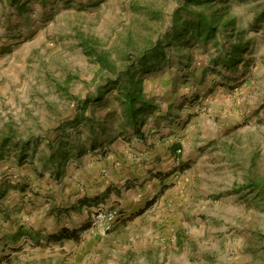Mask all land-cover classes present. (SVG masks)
Returning a JSON list of instances; mask_svg holds the SVG:
<instances>
[{"label": "rangeland", "instance_id": "1", "mask_svg": "<svg viewBox=\"0 0 264 264\" xmlns=\"http://www.w3.org/2000/svg\"><path fill=\"white\" fill-rule=\"evenodd\" d=\"M228 1L204 9L234 30L168 44L188 0H0V264H264V0ZM130 67L151 104L140 135L114 85ZM138 138L184 164L146 195L132 178L110 184L125 202L86 209L133 216L93 236L80 200L109 168L145 161Z\"/></svg>", "mask_w": 264, "mask_h": 264}, {"label": "trees", "instance_id": "2", "mask_svg": "<svg viewBox=\"0 0 264 264\" xmlns=\"http://www.w3.org/2000/svg\"><path fill=\"white\" fill-rule=\"evenodd\" d=\"M217 1H220L224 4H227L228 0H188L186 5V12L192 16L190 20H179L180 11L177 12L173 33L167 36V43H171L172 39L180 40L186 39V42H190L193 38H204L208 39L214 37L219 31V27L227 28L228 30H234L236 23L232 18L228 19V21H223L222 14H219L216 10L212 11L211 14L205 11L204 8H213L217 4ZM195 3L198 5H202L203 9H196L192 6L189 7L188 4ZM229 38V37H228ZM243 41L239 43L232 44L231 48L226 51L225 56V64L228 66H232L237 62L241 61L243 55L245 53V46L242 45ZM162 43L156 44L153 47L149 54L142 56L141 58L145 61L147 58L149 59H157L160 53L163 52ZM100 60L105 64L104 58L105 56L100 54ZM146 65V64H145ZM147 66V65H146ZM128 77V80L125 81V77L122 76V73L119 74V81H114L115 87L121 86L120 92L124 98V105L126 107V111L128 116L131 118L133 126L135 130H137V134L140 135L141 125L137 119L138 114L142 110H146L147 107L151 106L146 99V95L144 92L143 79H136L135 76L131 75V67L128 68L125 72ZM122 82V85L120 83ZM101 96V94H100ZM1 152V151H0ZM65 232V231H64ZM79 232L73 231V233H66L65 235L70 238H77ZM62 238V234H50L47 239L54 240L56 237Z\"/></svg>", "mask_w": 264, "mask_h": 264}, {"label": "crops", "instance_id": "3", "mask_svg": "<svg viewBox=\"0 0 264 264\" xmlns=\"http://www.w3.org/2000/svg\"><path fill=\"white\" fill-rule=\"evenodd\" d=\"M138 140L145 143L143 145V148H142L143 150H141L142 153H140V155L144 156L143 159L145 161H143L142 163H138L135 167L130 166V167L125 168V169H121L120 167H117L115 169L109 168L110 173H111L110 174V181H109V179L106 180L105 178L102 177L101 179H99L101 182L98 181V184H104L105 183L104 186L96 188V190L94 192L95 195H92L90 193H85L83 195L84 197L80 200L82 205H84L82 208V210L84 212V215H82L83 219L88 217L87 209H86L88 203L89 202L91 203V201L96 202V200H100L101 197H103V196H106L105 197L106 201H109L107 199V198H109L111 200H117V201L120 200L123 203L125 202V201H123V198H124V200L127 199L128 198L127 194L129 193L128 190H125V187L122 188L121 194H125V197H122V198H117V195L111 189L110 184H112L116 180H118V182H119L120 180L122 181V180H128L129 178H132L133 180H135L134 182L137 184V186H138V184H142L143 188H141L142 189L141 191L145 194L146 191L148 193V187H152V186L158 187L161 182L166 183V180L175 174L174 170H172V168L175 165H176V167L174 168L175 171H179V168H181V166H183L184 163L181 162V160H183V159H180L178 151L176 148L171 149V150H167L165 155L161 156V157H163V160H165V161L161 162L158 154L152 153L153 150L149 149L146 139L143 140L142 138H138ZM128 155H129V153L126 151L125 157H127ZM149 158H152V159H149ZM92 181H94V180H92ZM86 184L88 185V181H86ZM104 187H106L107 189L106 188L104 189ZM138 188H139V186H138ZM119 209H121V208H119ZM146 210H143V211L145 212ZM121 211H122V214H121L119 223L114 227V230L123 226L124 223H128V225H129V223H130L129 217L133 216L124 210H121ZM137 218H139V217H137V216L133 217V221L136 220ZM72 219L76 221V220H78V216L72 215ZM150 223H152V222H150ZM67 228H69V227H67ZM65 232L68 233L69 230H67ZM58 238L59 237H57L55 240H57ZM89 240L90 241H88V243H86L87 247L93 248V247H95V245H97V244H95V239H89Z\"/></svg>", "mask_w": 264, "mask_h": 264}, {"label": "built area", "instance_id": "4", "mask_svg": "<svg viewBox=\"0 0 264 264\" xmlns=\"http://www.w3.org/2000/svg\"><path fill=\"white\" fill-rule=\"evenodd\" d=\"M177 151L180 153L181 149ZM88 209V230L93 236L100 238L107 236L114 229L122 214V211L117 208L96 206Z\"/></svg>", "mask_w": 264, "mask_h": 264}]
</instances>
